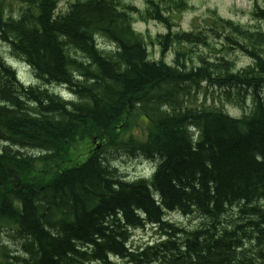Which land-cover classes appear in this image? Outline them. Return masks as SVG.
<instances>
[{
    "label": "trees",
    "instance_id": "1",
    "mask_svg": "<svg viewBox=\"0 0 264 264\" xmlns=\"http://www.w3.org/2000/svg\"><path fill=\"white\" fill-rule=\"evenodd\" d=\"M8 1L23 8L19 16L5 13ZM59 1L0 0V41L55 88L21 84L0 58V239L19 243L12 255L0 241V264H264V32L219 17L207 33L174 32L155 0L144 11L121 0H75L57 13ZM133 14L167 26L155 38L164 49L171 40L208 46L223 36L224 49L253 63L237 69L225 54L190 69L151 62ZM255 15L264 19V8ZM204 84L218 91L219 106L249 101V112L233 118L191 106ZM131 105L150 120L145 141L123 139L137 121ZM94 136L155 161L152 178L127 182L97 153L73 164ZM170 212L205 223L186 228L166 220ZM143 227L163 241L129 248Z\"/></svg>",
    "mask_w": 264,
    "mask_h": 264
},
{
    "label": "rangeland",
    "instance_id": "2",
    "mask_svg": "<svg viewBox=\"0 0 264 264\" xmlns=\"http://www.w3.org/2000/svg\"><path fill=\"white\" fill-rule=\"evenodd\" d=\"M75 0H61L58 5V13H65L68 10L70 3ZM126 3H131L136 5L138 8L143 9L145 7L143 0H122ZM160 2L161 6L164 8V16L169 20L171 24H175L172 31H204L207 33L205 28L211 27L213 20L215 18H224L226 20H231L236 24H240L244 27L261 29L264 31V19H261L255 15V11L258 7L264 8V0H156ZM188 2V7L185 4ZM165 3H169L171 7H165ZM10 6V7H8ZM5 13L8 14L12 12L14 15H18L22 11V7L13 1H8L5 6ZM11 8V9H9ZM216 11L213 13L212 11ZM167 27L165 24L156 21L142 22L138 20L134 24L135 30L141 32L144 36H151L150 42L147 44L149 61L164 63L168 66H175L181 68L182 64L188 66L190 69L192 63L197 65L199 63V58H208L211 62H216V57H221L222 55H227L236 63L237 69L250 66L253 62L252 59L241 51H232L224 49L228 46L227 41L223 36L216 37L211 36L208 39V46L201 45V43L196 44H178L173 40L168 42L167 47L164 49L160 40L155 39L160 34H167ZM97 40L100 45L105 46V48H112L113 44L104 38L97 36ZM169 48V50H168ZM185 49L186 53L184 56H176L178 49ZM168 50V51H167ZM0 58L3 60L4 64L8 66L10 64L14 70H16L17 81L26 86L32 87H42L43 89L54 90L52 87H44L42 82L35 79L32 71L23 62H19V58L13 57L9 53V48L6 44L0 41ZM179 61V64L176 63ZM189 60H192L190 63ZM207 89L206 94H200L193 100L191 106L196 108H213L219 107L233 118H241L244 114L249 112V101H247L244 108L239 106L230 100L222 99L219 106L217 102L219 99L218 91H214L209 85L204 84L203 86ZM63 92L62 99L66 102L76 101V97L70 93L67 89H60ZM130 112L132 117L137 120L133 124L139 126L140 131L136 133V136L141 140H146L148 132V123L150 120L147 115L142 112V110L134 105H131ZM135 113H140L142 116L135 115ZM95 130V129H93ZM129 138L135 139L132 135L127 133L123 139L128 140ZM94 138H88L84 145H88L93 141ZM138 140V139H137ZM82 145V144H81ZM79 146L80 149L75 151L74 157L72 158V163H80L84 161L89 155L93 153L100 154L105 157L104 159L108 166L115 171L117 177L125 179L127 182L134 181L140 178H149L153 172L155 164L152 162H147L142 155H133L128 150L122 151L118 147L110 146L106 141L100 139L99 142L95 143L94 148L85 155H79L78 152H83L84 146ZM128 151V152H127ZM146 176V177H145ZM264 207V204H263ZM230 220L234 217V214H229L227 216ZM166 220H171L177 225L186 228H199L205 221L199 216L192 218H185L177 212H170L165 215ZM158 240V241H157ZM0 241L9 248L12 255L17 253V247L19 248V243L16 240H11L7 236H3ZM163 241L161 235L154 231L153 229L144 228L136 229L132 232V237L130 241L129 248H141L152 242ZM111 260H115L112 258Z\"/></svg>",
    "mask_w": 264,
    "mask_h": 264
},
{
    "label": "bare ground",
    "instance_id": "3",
    "mask_svg": "<svg viewBox=\"0 0 264 264\" xmlns=\"http://www.w3.org/2000/svg\"><path fill=\"white\" fill-rule=\"evenodd\" d=\"M24 64V63H23ZM24 65H26V64H24ZM60 89H65V88H59L58 90H60ZM66 90V89H65ZM61 92V91H60ZM63 94V92H61V95ZM147 162H152V163H154L155 164V166H154V169L156 168V162L155 161H147ZM154 169H153V172L151 173V175L149 176V178H140V179H137V180H134V181H130V182H136V181H138V180H149V179H151L152 178V176H153V173H154ZM146 177V176H145ZM180 215V214H179ZM182 216V215H181ZM222 220V219H221ZM171 221V220H170ZM144 228V227H143ZM152 228V227H151ZM181 237V236H180ZM158 241V240H157ZM180 248V247H179ZM117 260V259H116ZM119 262V261H118Z\"/></svg>",
    "mask_w": 264,
    "mask_h": 264
}]
</instances>
